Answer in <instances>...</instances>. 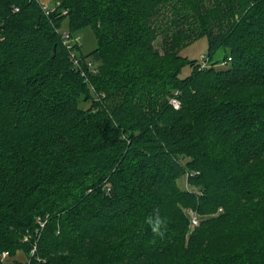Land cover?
<instances>
[{"label":"trees","instance_id":"obj_1","mask_svg":"<svg viewBox=\"0 0 264 264\" xmlns=\"http://www.w3.org/2000/svg\"><path fill=\"white\" fill-rule=\"evenodd\" d=\"M0 264H264V0H0Z\"/></svg>","mask_w":264,"mask_h":264},{"label":"rangeland","instance_id":"obj_2","mask_svg":"<svg viewBox=\"0 0 264 264\" xmlns=\"http://www.w3.org/2000/svg\"><path fill=\"white\" fill-rule=\"evenodd\" d=\"M43 2L47 3V0H42ZM49 5H52L53 3L50 1L48 2ZM68 30V22L65 19L63 22V25L60 27L61 32H65ZM76 35H80V41L78 45L75 46V52L76 54H80V52L87 54L89 53L97 44L96 37L93 33V30L91 27H85L81 29L78 33H74ZM208 49V41L206 37H202L191 44H188L184 46L181 49V54L188 56L190 58H196L200 61L203 60V56L206 55ZM191 71V68L189 65L185 66L182 70L181 75L186 76ZM184 180V179H183ZM183 183V181H182ZM190 215L192 214V210L189 211ZM193 226H195L194 222L191 220V229H193ZM18 259L20 260H27V256L24 253H20L18 256Z\"/></svg>","mask_w":264,"mask_h":264},{"label":"built area","instance_id":"obj_3","mask_svg":"<svg viewBox=\"0 0 264 264\" xmlns=\"http://www.w3.org/2000/svg\"><path fill=\"white\" fill-rule=\"evenodd\" d=\"M44 8L49 12V11H52L54 10V7H50L48 5H44ZM62 38H63V41L64 43L67 45V47L71 50V54H72V58L74 59V61H77V54L75 52H73L75 50V46L80 44L79 41H80V35H76L70 31H65V32H62ZM230 59V58H229ZM228 59V60H229ZM226 61H222L221 64H225ZM206 64V61L203 62V65ZM172 103L174 104V106H178L179 105V102L177 99H172ZM191 216V220L192 222H194V224L196 225L198 223V216L195 212H192V214L190 215ZM7 256V252H3L2 253V257H6Z\"/></svg>","mask_w":264,"mask_h":264},{"label":"clouds","instance_id":"obj_4","mask_svg":"<svg viewBox=\"0 0 264 264\" xmlns=\"http://www.w3.org/2000/svg\"><path fill=\"white\" fill-rule=\"evenodd\" d=\"M147 223L150 225L151 230L154 233H160L161 229H162V225L165 224V220L163 218H161L160 216H156L154 218L149 217L147 219Z\"/></svg>","mask_w":264,"mask_h":264}]
</instances>
